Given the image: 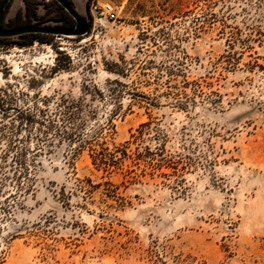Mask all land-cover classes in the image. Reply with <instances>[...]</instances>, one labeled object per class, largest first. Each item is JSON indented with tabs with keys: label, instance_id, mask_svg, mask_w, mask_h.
<instances>
[{
	"label": "rangeland",
	"instance_id": "obj_1",
	"mask_svg": "<svg viewBox=\"0 0 264 264\" xmlns=\"http://www.w3.org/2000/svg\"><path fill=\"white\" fill-rule=\"evenodd\" d=\"M67 2L0 43V264H264V0Z\"/></svg>",
	"mask_w": 264,
	"mask_h": 264
},
{
	"label": "water",
	"instance_id": "obj_2",
	"mask_svg": "<svg viewBox=\"0 0 264 264\" xmlns=\"http://www.w3.org/2000/svg\"><path fill=\"white\" fill-rule=\"evenodd\" d=\"M68 15L74 20L73 28L60 27H42V26H25L12 30H3L0 28V38H15L25 34H42L55 37H81L88 33L89 24L87 20L67 2V0H54ZM10 0H0V18L7 8Z\"/></svg>",
	"mask_w": 264,
	"mask_h": 264
},
{
	"label": "trees",
	"instance_id": "obj_3",
	"mask_svg": "<svg viewBox=\"0 0 264 264\" xmlns=\"http://www.w3.org/2000/svg\"><path fill=\"white\" fill-rule=\"evenodd\" d=\"M90 0H88L87 3H89ZM9 8V3L7 5V8L4 10L1 18H0V28L1 29H4V17H5V14H6V11L7 9ZM63 9V8H62ZM64 10V9H63ZM68 14V13H67ZM21 16V9H18L16 14H15V17L13 19H10L9 20V23H13L15 21H22V19L20 18ZM75 25V24H74ZM74 27V26H73ZM72 27V28H73ZM46 36H49V35H42V34H25V35H22V36H19V37H15V38H20L21 40H23L24 43H21V45H26V44H32L33 41L37 40V39H40V38H44ZM7 38H0V43H2L3 41H5ZM123 156H125V153H122ZM113 154H110V156H112ZM139 156V155H138ZM112 164H114V161H111ZM103 164H106V163H103Z\"/></svg>",
	"mask_w": 264,
	"mask_h": 264
},
{
	"label": "built area",
	"instance_id": "obj_4",
	"mask_svg": "<svg viewBox=\"0 0 264 264\" xmlns=\"http://www.w3.org/2000/svg\"><path fill=\"white\" fill-rule=\"evenodd\" d=\"M90 13L92 16H102L110 21H115L118 18L116 9L110 4H103L100 6L98 3L92 4L90 7Z\"/></svg>",
	"mask_w": 264,
	"mask_h": 264
}]
</instances>
